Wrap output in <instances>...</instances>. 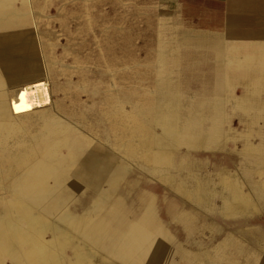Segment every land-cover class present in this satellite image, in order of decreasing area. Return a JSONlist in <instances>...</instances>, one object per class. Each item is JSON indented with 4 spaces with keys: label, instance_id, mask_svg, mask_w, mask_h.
<instances>
[{
    "label": "rangeland",
    "instance_id": "374dc122",
    "mask_svg": "<svg viewBox=\"0 0 264 264\" xmlns=\"http://www.w3.org/2000/svg\"><path fill=\"white\" fill-rule=\"evenodd\" d=\"M160 6L158 0H0L3 101L22 129L26 122L18 119L22 113L16 114L13 110L15 103L37 100L41 104L37 110L29 112L40 114L35 117L41 120L42 146L36 149L35 155H39L47 173L43 181L35 180L38 170L34 161H29L27 176L19 174L15 185L30 186L35 194L50 200L60 189L62 191L69 172L78 166L77 177L86 180L87 190L79 193L70 205L75 215H90L111 202L110 208L114 203L121 204L123 198L126 201L122 204L133 200L134 206L154 203L158 219L171 237L173 249L192 255H213L215 248L229 236L244 245L249 243L254 250L258 245L253 236L240 240L238 231L250 227L252 231H264V208L232 217L210 212L200 204L205 199L208 204L212 202L209 185L212 178L215 183H222L226 178L236 181L235 168L244 171L243 177L249 183L250 180L264 183V127L256 128V137H251V143L259 149L258 157L240 159V164L231 149L227 153L212 151L232 147L235 140L243 145L244 151L254 150L246 138L247 128H243L236 115L228 117L229 125L225 129L238 132L230 134L222 130L215 97L212 100V136L203 138L172 132V126L165 134L160 130V91L164 89L165 105L178 108L187 118H192L194 111L199 109L195 105L198 100L205 118L211 97L207 92H211L216 80L212 76L219 75L215 71L216 52L224 54L237 47L225 45L219 38L184 30L178 21L162 17ZM242 91L235 85L233 94L239 97ZM233 106L231 100L229 115L235 113ZM148 120L150 128L145 127ZM257 123H263L261 117ZM194 129L200 131V128H189L190 131ZM201 129L206 134L209 127ZM60 140H64L65 148L59 147ZM239 142L234 144L238 152L242 149ZM180 149L206 151L197 158L181 154L175 159L176 168L182 166L179 183L186 189L187 199L184 200L183 194L171 186L174 177L160 178L151 171L163 164L159 159L161 153L172 156ZM87 153L101 160L100 174L94 175L81 164ZM8 160L0 158V174L8 168ZM195 167L200 171L197 170V176L193 177ZM252 169L261 171V176L251 175ZM232 188L239 198L251 203V210H255L250 199L234 185ZM110 191L114 193L104 206L92 207L93 212L88 209L91 213L86 210L92 199V204L95 199L102 201V196ZM258 193L264 197V187ZM5 198L11 200L12 195L6 193ZM154 225L155 230L150 232L149 238L141 240L125 257L119 258L120 264L141 262L139 258L148 247L150 253L157 251L153 245L163 231L158 223ZM61 229L66 233L71 231L66 225ZM51 233L50 229L44 231L45 241L52 237ZM261 250L259 253L263 255L264 249ZM228 252H232L231 248ZM96 259L95 255L93 262ZM241 261L242 258H237V262ZM166 262L196 264L185 258L170 260L167 257ZM1 263L11 264L7 258ZM262 263L260 259L256 262Z\"/></svg>",
    "mask_w": 264,
    "mask_h": 264
},
{
    "label": "bare ground",
    "instance_id": "6f19581e",
    "mask_svg": "<svg viewBox=\"0 0 264 264\" xmlns=\"http://www.w3.org/2000/svg\"><path fill=\"white\" fill-rule=\"evenodd\" d=\"M2 87L0 86V158H9L10 161L8 160L5 173L0 174V264L4 258L11 264H120L119 258L125 257L132 248L140 244L141 240H147L150 232L155 230L154 203L144 204L142 207L138 204L134 206L133 200L122 204L126 201L123 198L119 206L114 203L109 208L110 202L107 207L100 210V205L104 206L106 199H111L110 196L114 192L110 191L106 196H102V201L96 202L95 199V203L92 204L94 200L92 199L90 206L86 208L93 212L91 208L97 206L98 211L90 215H87L88 213L75 215L70 205L75 202L79 193L87 190L86 180L77 177L78 166L69 172L62 191L60 189V193L54 194L50 200L37 195L38 193L35 194V189H30V186L25 184L16 186L17 176L26 173L29 161H34L38 170L35 180L40 182L47 178L46 166L40 161L39 155H35L36 149L42 146L41 120L35 117L40 114L34 115L29 112L37 110L41 104L37 100H30L26 102L28 104L25 102L14 104L13 110L16 114L22 113L21 116H17L18 119L26 122L22 129L14 122V116L13 118L10 116V107L3 101L5 91L1 89ZM28 130L32 136L27 135ZM63 141L58 142L60 148L65 145ZM48 146L52 145L49 143ZM29 152L34 154L28 155ZM166 154L167 152H163L159 155L163 164L161 166L158 164L160 166L158 168H168L171 165V153L168 156ZM100 161L98 157L87 153L84 158L82 157L81 164L91 169L94 175H98L102 169ZM227 192L226 199L230 200L231 196L233 208L243 209L251 206L249 201L239 198V194L232 192V195H229ZM6 193L12 195L11 200L5 198ZM120 206L123 209H120ZM149 209L151 213L148 212ZM52 219L55 221L52 222ZM61 224L66 225L71 231L64 232ZM46 229L52 232V237L47 241L43 235ZM153 246L157 249L155 247L152 249L155 248L157 251L150 253L148 247L139 258L141 262L133 264H164L172 253L167 235L163 232ZM95 255L97 259L93 262ZM198 258L202 262H207L206 255Z\"/></svg>",
    "mask_w": 264,
    "mask_h": 264
},
{
    "label": "crops",
    "instance_id": "0c3cea01",
    "mask_svg": "<svg viewBox=\"0 0 264 264\" xmlns=\"http://www.w3.org/2000/svg\"><path fill=\"white\" fill-rule=\"evenodd\" d=\"M158 3L161 5L160 12L162 17L178 21L184 30L195 32V34L210 38H219L224 41L225 45L237 47L236 50H230L228 53L224 54H219L218 50L216 52L215 56H217V59L214 60L216 66L215 71L219 75L212 76V78H216V80L211 92H207L211 97L206 106V112H208V114L205 118L203 114L204 109L201 106L202 103L198 100L195 101V105L198 106L199 109L194 111L192 118H187L178 112V108L171 105H165L166 100L162 95L164 89L160 91V109H162L160 130L165 134L167 128L172 126V128H174L171 130L172 132L187 135L194 134L203 138L212 136V115L214 111L212 100L215 97L214 99L218 102L217 108L222 118V130L227 131L230 134L238 132L225 129L226 126L229 125L227 121L228 117L236 115L242 123L243 128H247L246 138L254 147V150L252 152L244 151L243 145L235 140L231 145L232 147H224L222 150L212 151H224V153H227L231 149L237 155L238 164H240V159H256L258 157L256 155H258L257 153L259 152V149L251 143V137H256V128L264 127V0H158ZM214 44L217 46V42ZM235 85L240 86L243 89L239 97H235L233 94ZM231 100H233V111L235 113H230L229 115L227 111L230 109L228 107ZM171 116H173L174 119H172ZM260 117L263 120L261 125L257 123ZM203 126L209 127L206 134L202 133L201 128ZM145 127L150 128V120H148ZM181 128L186 129L181 130ZM189 128H200V131H197V129L190 131ZM236 142H239L242 146V149L239 152L234 148ZM181 154L184 157H196L206 154V151L190 152L181 149L176 150L172 155V166L170 165L167 169L157 167L151 171L160 178H163V176L166 175H171V177L174 176V178H172L174 184H171V186L183 194L182 197H184V200L187 199L185 194L186 189H184L179 183V179H182L181 175L183 174V171L180 170L182 166L176 168L175 161V159L179 158L178 155ZM209 155L214 156V154L211 153ZM242 166L245 167L244 164ZM195 169L194 173L192 171L193 177L197 176V170L200 171L197 167H195ZM234 171V174H236L237 177V182L226 178L222 183H220L221 181H216L217 183H215V178H212L209 183L211 186L210 193L212 202L210 201L208 204L205 199L201 202L200 207L207 208L210 212L215 211L225 216L229 215L232 217L245 212H256L257 210L264 208V201L261 202V200H264V197L258 193L259 189L264 187V183L256 184L257 182L252 183L251 180L249 183V181L243 177L244 171L236 168ZM250 173L251 175L258 174V177L261 176L259 173L262 174L261 171H255L254 169H252ZM174 180H177V182H174ZM238 182H241L242 185L239 186ZM231 185H234L244 197L250 199L254 204L255 210H251L247 206L243 209L233 208L231 196L230 200H227L225 194V192L228 191L229 195H232L233 188ZM193 194L195 195L196 192H193ZM217 196H219L220 199H218ZM155 209L154 205V222L158 223L161 231L167 235L169 243H171V237L162 223L158 221L159 219ZM251 229L252 228L250 227L248 229L240 230L238 231V235L240 240L253 236V241L258 245L254 250L249 247V243L244 245L241 241H235L230 239L229 236H226L225 242L220 243L215 248V254L213 255H192L184 253L181 249L172 248V253L169 256L170 260L173 258H185L189 262H196V264H256L260 259L263 261L262 264H264V253L263 255H261L262 253H259L262 252L261 249H264V231H252ZM229 248L232 250L231 253L228 252ZM203 255L207 256V262H202L198 258ZM214 257H216V259H214ZM237 258H242V261L237 262ZM164 264H167V262H164Z\"/></svg>",
    "mask_w": 264,
    "mask_h": 264
}]
</instances>
